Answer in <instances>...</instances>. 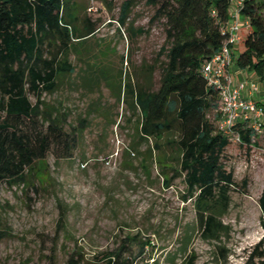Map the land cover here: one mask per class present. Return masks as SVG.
I'll return each mask as SVG.
<instances>
[{"label":"rangeland","instance_id":"rangeland-1","mask_svg":"<svg viewBox=\"0 0 264 264\" xmlns=\"http://www.w3.org/2000/svg\"><path fill=\"white\" fill-rule=\"evenodd\" d=\"M76 1L80 14L97 28L87 40V65L72 51L75 71L61 76L54 92L42 94L44 105L65 114L70 142L48 149L43 186L1 184L0 228L8 234L0 239V264H68L72 257L98 264L101 253L123 242L130 244L132 264H184L191 253L196 264H242L264 234L259 204L264 132L250 150L230 135L223 162L233 171L237 188L230 190L231 204L223 216L229 233L221 241L204 238L193 201L183 198V175H176L169 186L163 183L150 157L153 139L139 137L131 99L117 97L124 80L158 88L167 60L165 53L159 54L166 45L165 20L150 21L156 7L146 0L135 1L125 25L119 17L126 0ZM140 27L146 31L136 34ZM249 31L250 26L242 30L243 39ZM86 68L97 82L87 88L81 79ZM243 71L249 76L250 71ZM232 75L236 80L237 74ZM258 81L264 89V81ZM29 96L35 103L36 96ZM22 125L34 134L47 128L42 117L35 125ZM244 179L248 182L243 187ZM63 208L66 218L60 226ZM187 229L192 237L186 247ZM142 242L146 246L140 253Z\"/></svg>","mask_w":264,"mask_h":264},{"label":"trees","instance_id":"trees-1","mask_svg":"<svg viewBox=\"0 0 264 264\" xmlns=\"http://www.w3.org/2000/svg\"><path fill=\"white\" fill-rule=\"evenodd\" d=\"M135 1L123 2L120 25L126 24ZM146 3L156 7L151 22L165 20L166 45L159 54L165 53L167 60L162 66L160 84L153 89L124 80L117 97L127 102L131 99L138 114L139 137L153 139L150 157L163 176V183L169 186L176 175H183L186 183L183 198L193 201L202 236L221 241L229 233L223 216L231 204L230 190L237 188L233 171L227 170L223 162L224 151L231 143L230 135H237L240 144L250 150L258 145V134L264 132V122L259 132L250 121L239 120L233 133H224L218 127L222 114L220 91L202 73L203 63L223 45L232 3L230 0H146ZM241 14L249 20L250 31L243 39V47L237 44L234 63L264 81V0H244ZM96 29L87 16L80 14L76 0H0V188L4 182L9 186H43L40 177L46 172L48 149L55 143L70 142L64 129L65 114L55 106L44 105L42 94L54 92L61 76L75 71L69 60L72 51L87 65V40ZM145 31L140 27L136 34ZM91 78L86 68L82 85L92 86L95 79ZM29 93L36 96L35 103ZM210 112H214L213 119ZM38 117L47 122L44 132L34 134L23 127L24 121L35 125ZM247 182L243 180V187ZM259 204L264 228V188ZM60 212L62 226L66 218L64 208ZM7 232L0 228V239ZM191 237L192 232L187 229L183 237L185 246ZM145 246L146 242H142L140 253ZM129 247V243L123 242L101 253L98 264H132L134 257L127 254ZM195 260L196 255L191 253L184 264H196ZM82 262V258L72 257L68 264ZM242 264H264V234Z\"/></svg>","mask_w":264,"mask_h":264},{"label":"built area","instance_id":"built-area-1","mask_svg":"<svg viewBox=\"0 0 264 264\" xmlns=\"http://www.w3.org/2000/svg\"><path fill=\"white\" fill-rule=\"evenodd\" d=\"M232 3L230 20L224 33L226 38L221 49L205 61L202 73L209 84L220 91L221 117L218 127L226 134L234 131V126L239 120H248L259 132L264 122V106L253 98L254 93H262L261 83L250 77H241L238 83L232 75L234 53L236 46L243 40L242 30L250 26L249 20L241 14L244 0H230Z\"/></svg>","mask_w":264,"mask_h":264},{"label":"crops","instance_id":"crops-1","mask_svg":"<svg viewBox=\"0 0 264 264\" xmlns=\"http://www.w3.org/2000/svg\"><path fill=\"white\" fill-rule=\"evenodd\" d=\"M232 72L237 74V78L235 80L236 83H238L241 79V77H243V75H245L246 72H244L243 70L239 69L236 64L233 65V68H232ZM250 78H254L256 79L257 76L254 75L252 72H249V76ZM253 98H255L257 101H259L260 103H262L264 105V92L262 93H254L253 95Z\"/></svg>","mask_w":264,"mask_h":264}]
</instances>
